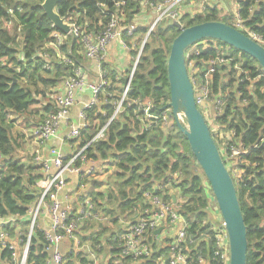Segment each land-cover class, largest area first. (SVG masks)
<instances>
[{"label":"trees","instance_id":"trees-1","mask_svg":"<svg viewBox=\"0 0 264 264\" xmlns=\"http://www.w3.org/2000/svg\"><path fill=\"white\" fill-rule=\"evenodd\" d=\"M43 1L0 0V218L26 217L43 178L40 166L33 160L23 163L18 154L24 150L25 136L16 123L25 128L43 120L52 111L48 103L58 85L85 62L80 39L68 36L57 44L53 36L62 33L44 14ZM98 4L105 8L100 9ZM113 4L114 0H62L56 12L75 22L82 33L96 35L107 24ZM123 10L125 23H131L140 12L138 1L126 0ZM238 14L245 28L264 36V0H238ZM232 20V16L220 17L215 7L204 16L184 15L180 23L185 29L214 21L231 25ZM4 23L12 25L11 31L4 29ZM144 32L141 29L134 34L136 44ZM179 33L173 25L162 24L150 34V43L144 44L134 69L123 111L110 122L105 138L85 150L87 161L99 162L101 167L112 170L107 189L98 191L103 183L95 181L87 190L92 210L98 218L108 217L110 224L103 225L97 219V228L78 235L79 246H89L102 257L97 264H127L128 260L118 259L120 250L114 241L118 235L113 229L121 219L134 218L135 211L146 203L143 195L147 192L171 203L172 190L179 199L178 213L186 222L183 252L189 255V263L199 264L198 260L203 259L205 264H219L213 260L212 231L204 224L209 221L208 208L215 203L214 197L186 138L175 123L169 135L159 126L143 130L138 106L130 104L135 100L150 102L151 112L159 115L168 102L167 59L171 43ZM122 38L126 43L131 39L125 33ZM206 41L210 49L202 52L200 59L228 55L234 60L229 71L227 68L216 71L212 89L214 95L225 94V110L218 123L219 131L233 133L227 149L240 144L247 151L242 156L241 178L232 179L246 226V264H264V77L261 76L264 69L238 50L215 40ZM51 44L55 47L49 48ZM139 49L130 48L131 64L117 78L109 65H101L105 79L110 81L98 97L99 105L87 111V127L80 135L77 149L84 147L113 115ZM235 63L239 70H234ZM211 136L219 149L218 136L212 131ZM219 151L227 166L226 150ZM76 164L81 166L80 161ZM90 222H85L84 230ZM44 248L43 235L37 231L29 247L27 264H47ZM166 252L162 249L156 257ZM2 255L7 258V251ZM64 260L65 264H93L84 251L71 250Z\"/></svg>","mask_w":264,"mask_h":264},{"label":"built area","instance_id":"built-area-1","mask_svg":"<svg viewBox=\"0 0 264 264\" xmlns=\"http://www.w3.org/2000/svg\"><path fill=\"white\" fill-rule=\"evenodd\" d=\"M137 1L140 6V12L135 15L131 23H125L123 9L126 6V0H114V10L110 13L109 20L102 32L96 35L90 33L84 34L75 22L65 19L71 27L69 34L53 36L57 44H61L68 36L80 39L84 48V57L94 61L96 64L98 78L94 82H90L85 69L82 65H79L72 76L62 80L54 91V94L50 97L48 104L52 105V111L34 126L30 138L38 144L39 148H42L49 141L57 137L61 123L67 122L70 111L75 104L76 93L84 90L91 93L90 101L82 107L78 115V122L75 125H69L65 134V140L73 142L72 144H75L74 149H76H72V152L70 151L68 155L54 147L48 149L47 155H43L42 150L34 152L36 154L33 161L41 167L43 178L36 187L35 200L30 205L26 217L0 218V264H27L29 247L37 231L43 235L44 250L48 255L47 264H65L64 255L58 251L59 244L64 241L70 244L69 251H84L86 255L93 259V264L98 263L97 255L93 253L89 246H79L80 242L78 238V235H82L81 231L85 227L86 221L98 219V216L92 210L91 198L87 195L88 191L86 189L89 186L82 182H76V191L73 190L75 199L73 206L70 205V195L64 196L65 206L59 199V195L67 187L70 181L69 179L67 181L69 176L88 180L93 173L95 163L87 161L85 150L91 144L105 138L108 125L123 111L122 106L126 100L133 72L142 51L141 49L134 59L131 73L125 82L120 100L115 103L113 115L107 124L97 131L95 136L84 147L77 149L80 144V135L87 127V111L93 106L99 105L98 97L103 93V90L108 86V82L110 81L105 79V75L101 69L107 47L111 42L116 41L126 51L131 52L130 48H143L144 41L149 38L157 26L162 24L172 25L175 22L181 25L180 20L184 15L204 16L208 10L217 7L221 2V0ZM188 6H196V11L192 12L191 9H186ZM98 7L100 9L105 8L103 4H98ZM232 18L233 20L230 25L232 28L264 47V36L244 27L238 14V9ZM141 29L145 30L144 41L136 44L134 34ZM183 29L181 25V31ZM123 33L126 34V37L131 38L128 43L122 38ZM50 46L55 47L52 44ZM209 49L210 44L206 40L192 45L185 52V62L193 87L196 107L206 122H208L209 128L217 138L218 135L220 137L226 134L219 131L218 123L219 118L223 116L225 110V100L223 98L225 94L222 96L213 94V76L216 71L222 68H227L229 71L231 68L230 63L234 62V60L229 58L228 55H220L213 60L200 59L201 53ZM234 70H239L237 64L234 66ZM119 75H116V78ZM261 76L264 77V74ZM168 103L169 100L166 104ZM130 104H137L140 113L139 120L142 123L143 130L155 128L156 126H159L162 131L173 130L174 120L170 109L160 110L159 115H157L151 112L152 104L150 102H138L135 100ZM227 134L229 136L226 137L230 138L233 135L232 132H227ZM229 141L223 144L221 150L222 152L223 150L227 152V154L223 153L225 160L231 164L228 171L232 179L238 180L243 174L241 170V164L244 162L242 156L246 155L247 151L239 147L240 144L238 146L231 145L227 149ZM78 161L81 162V166H77L76 163ZM86 166L90 167L86 168ZM170 188L173 189L172 187ZM171 194L175 197V201L170 203L163 201L159 196H154L147 192L143 195L146 203L142 208L135 211V214L132 216L134 218H130L129 220L121 219L120 230L116 232L118 236L114 239L120 250L118 259L128 260L127 264H166L167 260H169V264H190L189 255L183 252L186 222L178 213L177 204L179 199H177L176 191L172 190ZM208 210V219L212 214L215 215L212 220L209 219L208 222H204L212 231L214 243L213 260L219 264H229L227 233L216 203H212ZM23 223L26 224L23 226ZM169 226L175 231V235L167 248H165L167 254H160L156 257L157 252L164 248L157 249L156 251L155 246L157 247V242L153 243V239L157 240L158 235L155 232L161 227H164L165 229L163 230H166ZM5 250L8 254L7 258H3L2 255ZM198 263L205 264L203 259H199Z\"/></svg>","mask_w":264,"mask_h":264},{"label":"water","instance_id":"water-1","mask_svg":"<svg viewBox=\"0 0 264 264\" xmlns=\"http://www.w3.org/2000/svg\"><path fill=\"white\" fill-rule=\"evenodd\" d=\"M61 2L62 0H44L41 7L52 26L63 35H68L70 25L56 12V7ZM172 25L180 33L170 46L167 59L169 103L161 111L171 110L176 128L186 138L190 151L210 186L227 233L229 264H246V226L235 185L211 136L209 126L196 107L186 68L185 52L200 41L215 40L250 56L264 69V47L222 22H204L182 31L179 23ZM161 229H157L156 233ZM166 264H169V260Z\"/></svg>","mask_w":264,"mask_h":264},{"label":"crops","instance_id":"crops-1","mask_svg":"<svg viewBox=\"0 0 264 264\" xmlns=\"http://www.w3.org/2000/svg\"><path fill=\"white\" fill-rule=\"evenodd\" d=\"M237 1L238 0H221L220 8L225 9L226 6L224 4L227 3V5H229L230 7H234L235 8L234 12H236L238 9V2ZM217 7H218V5H217ZM186 9H188V10L191 9V11L193 12V11H196V6H192V7L188 6V8H186ZM131 61H132V56L130 55V52L126 51L124 48H121V46L118 42L113 41L107 47L103 64L109 65L111 72H115L116 75H118V74H122L123 72H125L127 70L129 65L131 64ZM82 66L85 69L88 80L90 82H94L96 80V78H98V73H97L95 62L91 61L85 57V62L83 63ZM90 99H91V93L86 91V90L76 93L75 104L70 111L67 122L61 123L57 137L52 139L51 141H49L47 143V145L42 147V148H39L38 144H36V142L30 138V134H31L34 126L31 127L28 134H27V139H26L31 145L30 146L28 145L26 149L29 152L31 150H32V152H37L39 150H42L43 155H47L48 149L53 148V147L58 148L59 150H61L66 155H68L72 149L75 150L76 149V148L74 149L75 144H72L73 142H68L67 140H65V134H66V131H67V128L69 125H75L78 122V115H79L80 111L82 110V107L85 104H87L90 101ZM88 167H90V166H86V168H88ZM110 176H112V170L101 167V164L98 162V163L94 164L93 173L90 175L88 180L90 181L91 184H93V182H95V181L101 182V184L103 183V185H101V188H99L98 191H104L110 185L109 184ZM68 179L70 181L68 182L65 190L59 195V199L63 202V205L65 206L66 202L64 201V196L70 195L71 196L70 197V205L73 206L75 203L74 194H73V189H74V187H73V176H69L67 178V181H68ZM88 189H89V187L87 188V190ZM173 198L175 200V197L172 196V201L174 202ZM214 216L215 215L212 214V216L209 219L212 220L214 218ZM120 225L121 224L119 222V225H117L113 229L114 232H118V230H120V227H121ZM111 227H113V226H111ZM161 228L162 229L159 233L155 232L156 235H158V239L157 240L153 239V243L157 242V247L155 246L156 251H157V249H160V248H164V249L167 248V246L171 242V239L175 235V231L170 226L166 230H163V229H165L164 227H161ZM69 250H70V244L67 241L60 243L58 246V251L63 255H66V253H68ZM159 252H157V253H159ZM97 258H98L97 261H100L102 259V257L100 255H98Z\"/></svg>","mask_w":264,"mask_h":264},{"label":"rangeland","instance_id":"rangeland-1","mask_svg":"<svg viewBox=\"0 0 264 264\" xmlns=\"http://www.w3.org/2000/svg\"><path fill=\"white\" fill-rule=\"evenodd\" d=\"M226 7H225V9H221L220 8V3L218 4V7H217V10H218V15L220 16V17H223V16H233V14L235 13L234 11H235V8L234 7H230L229 5H227V3L226 4H224ZM138 20V19H137ZM3 26H4V29H6V30H8V31H11V27H12V25L11 24H9V23H4V24H2ZM144 37H145V34L141 37V39H140V42H142V41H144ZM150 43V39L148 38L146 41H144V44L145 43ZM49 48H51V46H49ZM142 48H140L139 49V51L141 50ZM138 51V52H139ZM130 52V51H129ZM142 52V51H141ZM59 59H62V57L59 55ZM119 100H120V98H119ZM118 100V101H119ZM117 101V102H118ZM116 102V103H117ZM120 115V114H119ZM118 115V116H119ZM117 116V117H118ZM117 119V118H116ZM17 124V128L18 129H21V131H22V133L24 134V136H25V146H24V150L23 151H19L18 152V154L20 155V156H22V161H23V163H25V164H29L30 163V161L32 162V160L34 159V155L36 154V153H34V152H32V150L29 152L26 148H27V146L29 145H31L26 139H27V134H28V132H29V130H30V128L31 127H29V126H27V127H25V128H23V127H20L19 125H18V123H16ZM210 129V128H209ZM165 134H167V135H169L170 133H172L173 132V130L172 129H169V130H166V131H163ZM210 132H211V129H210ZM221 133H223V132H221ZM226 136H229L227 133L225 134V135H221L220 137H219V135H218V138H220V140H221V142H222V144L221 145H219V149H222L223 148V144L225 143V142H227V141H229V139H230V137H226ZM226 162H227V160H226ZM33 163V162H32ZM230 163H228L227 162V169H229L230 168ZM86 182L85 183H83L82 182V180L80 179V178H78V177H73V187H74V191H76V182H82L83 184H87V186H89L90 185V182L88 181V180H85ZM87 190V189H86ZM100 219V221H99V223H102L103 225H106L107 223H109L110 224V221L108 220V217H104L103 219H101L100 217L98 218V220ZM98 220H95V219H93V220H91V222L89 223V228L87 229V230H83L82 229V231H81V233L82 234H86V232H90V231H92V230H94L95 228H97V224H95V222L96 221H98ZM63 243V242H62Z\"/></svg>","mask_w":264,"mask_h":264}]
</instances>
